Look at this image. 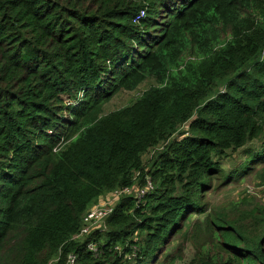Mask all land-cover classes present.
Listing matches in <instances>:
<instances>
[{"label":"trees","instance_id":"1","mask_svg":"<svg viewBox=\"0 0 264 264\" xmlns=\"http://www.w3.org/2000/svg\"><path fill=\"white\" fill-rule=\"evenodd\" d=\"M263 138L264 0H0V264H179L183 243L185 264H264V207L206 201L264 164Z\"/></svg>","mask_w":264,"mask_h":264},{"label":"rangeland","instance_id":"2","mask_svg":"<svg viewBox=\"0 0 264 264\" xmlns=\"http://www.w3.org/2000/svg\"><path fill=\"white\" fill-rule=\"evenodd\" d=\"M153 86H155V82L153 80H148L134 92H120L105 106L104 114L106 115L131 105L137 98L142 96L144 92ZM253 145L260 150L261 147L264 146V138L263 141H255ZM239 154L241 155L242 151L238 153V156L236 155L234 157L233 161H225L224 166L227 172L233 170L235 165L241 168L244 166L243 164L246 159H239ZM153 155L154 151L148 152L143 157V163L147 165ZM138 176L139 174L136 178ZM222 182V179H215L213 183V190L206 195L209 210L213 214L225 215L229 219L235 220L255 207H264V164L256 165L251 174L242 178L238 182L220 187ZM119 199L120 196H117L116 191L110 192L99 200L100 202L98 205L108 203L113 205L116 204ZM100 225L101 222L94 225V229L102 228L103 225L101 227ZM180 242H182V239L180 237H176L175 242L172 244V249L175 250ZM181 253L182 260L178 263H188L195 256L196 252L194 245L192 243H183Z\"/></svg>","mask_w":264,"mask_h":264},{"label":"built area","instance_id":"3","mask_svg":"<svg viewBox=\"0 0 264 264\" xmlns=\"http://www.w3.org/2000/svg\"><path fill=\"white\" fill-rule=\"evenodd\" d=\"M152 188L150 181L148 182V186L145 189H140L136 191L135 196L136 199L141 200L145 194L148 192V190ZM131 189H124V190H117L116 194L117 196L122 197L124 194H129L131 193ZM114 205L111 204H103V205H96L95 208H93L87 217L85 218L86 226L81 230L80 234L76 236V238H82L85 235H89L91 230H94V225H97L98 223L101 222L100 227L104 224L105 218L113 211ZM100 229V228H98ZM97 247L94 244L89 245V250L92 252H96ZM76 255H70L68 257L67 263L66 264H75L76 262Z\"/></svg>","mask_w":264,"mask_h":264}]
</instances>
